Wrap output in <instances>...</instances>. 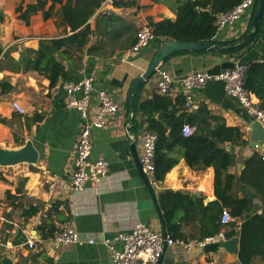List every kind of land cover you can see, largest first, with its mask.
<instances>
[{
	"label": "crops",
	"instance_id": "0c3cea01",
	"mask_svg": "<svg viewBox=\"0 0 264 264\" xmlns=\"http://www.w3.org/2000/svg\"><path fill=\"white\" fill-rule=\"evenodd\" d=\"M116 1L125 5H113L106 10L99 8L90 25L94 28L96 15L117 18V30L127 31L126 38L120 42L125 46L115 48L105 57L87 54L86 47L83 53L72 49L67 59L60 55L65 47L57 50L50 43L71 34L58 15L59 5L55 6L48 20H43L42 12H37L25 24L16 8L22 5L24 9L36 0H0V12L4 16L0 25V83L4 84L0 86V147L11 150L30 142L38 154L34 164L0 166V264H109V253L104 245L106 239L112 240L119 234L130 232L136 223L162 233L154 201L139 177L126 136V128L131 127L134 117L129 112L127 94L133 81L151 63L155 40L138 53L130 52L132 45L129 43L135 41L136 32L143 25L164 19L173 21L175 14L167 0ZM252 8L233 25L218 31L214 39L238 41L252 31L248 32ZM258 28L257 40L242 52L222 56L212 51L201 55L173 54L161 66L178 80L198 70L218 73L236 62L262 63L264 11ZM99 39L100 35L95 34L88 46ZM40 53L54 57L64 66V77L59 78L53 87L49 85L47 74L41 70L42 65L37 69ZM90 75L94 77V91H110L119 111L110 125L92 131L91 157H103L108 162L107 174L99 184L88 183L83 192L74 193L69 176L73 169V145L81 122L76 111L63 108L65 94L62 86L65 81L77 82ZM156 84L154 73L142 88V99H149L156 93ZM179 95L180 85L175 83L168 96L174 99ZM194 95L192 108L183 107L187 113L204 105L212 115L223 118L226 126L243 132V138L248 142L244 147L225 145L236 156V163L228 172L239 175L245 159L255 152L264 153V150L249 145L248 128L254 119L226 94L220 81L209 82ZM13 102L18 103L25 113L16 112ZM136 119L139 129L134 133L131 128L129 133L136 137L140 155L146 124L140 115ZM149 180L156 199L166 190L201 197L203 205L216 199L213 168L190 169L182 157L163 182H155L153 176ZM254 202L258 203L257 200ZM236 222L241 223L239 219ZM178 225L185 242L201 236L197 221ZM67 227L78 233L76 243L64 245L55 240ZM28 241L34 243L33 248L28 247ZM210 258H217L222 264H240L237 254L224 250L205 254L199 247L184 249L179 246L166 247L160 264H195ZM253 264H264V258L254 259Z\"/></svg>",
	"mask_w": 264,
	"mask_h": 264
},
{
	"label": "trees",
	"instance_id": "16d2710c",
	"mask_svg": "<svg viewBox=\"0 0 264 264\" xmlns=\"http://www.w3.org/2000/svg\"><path fill=\"white\" fill-rule=\"evenodd\" d=\"M104 0H36L23 9L22 5L16 8L20 12V19L29 23L31 15L42 12L43 20H48L56 5H59L58 15L71 34L50 43L66 57L75 49L83 53L105 57L113 53L115 48H121V40L126 38L127 31L116 28L119 22L103 15H96L94 28L90 20L95 16ZM242 0H167L169 8L175 14V20L168 19L159 22H150L149 26L155 36L154 47H161L163 40L180 42H204L216 47L211 53L229 55L242 52L252 46L257 40L259 29L246 41L244 38L251 33L252 19L258 10V0H255L248 32L238 41L220 42L214 39L217 33V17L225 13ZM48 3L50 5L47 7ZM114 6H122L116 0ZM4 20L0 12V25ZM99 34L97 42L88 46L91 38ZM135 41H131L129 46ZM88 46V47H87ZM228 49L229 47H232ZM209 50L198 52L181 51L173 54L195 53L206 54ZM2 48L0 47V55ZM172 54V55H173ZM171 56V55H170ZM169 56V57H170ZM166 58L163 62L169 59ZM41 70L47 74L50 87H53L65 75L64 66L54 57L40 53L37 59ZM145 84V83H144ZM142 84L134 94V112L132 131L136 133L140 124L136 116L140 115L146 124V130L156 135L154 152L153 180L163 182L166 174L177 165L182 157L186 165L193 170L208 167L214 170L215 200L203 205L201 197L190 196L181 192L166 190L158 194L157 204L160 217L165 223L166 233L173 239H183L180 233L182 222L197 221L201 236L195 241H202L217 234L221 230L219 215L223 209H228L231 216L240 220L239 229L234 230L236 223H231L225 231L227 239L238 237L237 257L240 264H253L254 259L264 258V160L259 153H253L243 161V170L237 174L228 170L235 165L236 156L231 147H244L248 142L243 132L236 127H228L223 118L212 115L204 105L194 112L187 113L183 109L184 101L181 95L172 99L168 95L154 93L149 99H142ZM0 86L4 84L0 83ZM245 87L255 95L264 110V60L262 63H249L245 74ZM184 125L193 128L188 136L182 134ZM9 196V194H8ZM255 200L258 203L254 202ZM260 210V211H259ZM45 238L47 236L43 235Z\"/></svg>",
	"mask_w": 264,
	"mask_h": 264
},
{
	"label": "built area",
	"instance_id": "2783aa9c",
	"mask_svg": "<svg viewBox=\"0 0 264 264\" xmlns=\"http://www.w3.org/2000/svg\"><path fill=\"white\" fill-rule=\"evenodd\" d=\"M114 0H104L101 7L106 10L113 6ZM255 0H242L233 9L220 14L217 17V32L227 26L233 25L246 12L253 7ZM152 28L145 24L136 32L135 42L130 47V52L138 53L146 49L155 40ZM248 65L232 63L226 69L218 73H210L204 70L190 72L178 80L164 69L161 64L155 69L157 76L156 93L169 95L175 83L180 85V95L183 98V107L190 110L193 106L194 92L203 89L211 81L223 83L226 94L235 99L245 113L264 126V110L260 107L258 99L245 87V74ZM64 99L63 108L68 111H76L80 118V130L73 145V169L69 176L70 185L74 193H81L88 183L99 184L108 172V162L103 157L92 159V131L110 125L119 111L118 103L113 94L108 90L94 91V77L92 75L80 81H65L63 83ZM13 108L19 114L25 111L21 106L13 102ZM193 128L184 125L182 134L191 135ZM156 135L150 130H145L141 137L140 162L144 173L148 178L154 173V152ZM264 160V153L260 154ZM231 223H236L234 230L239 229L236 219L228 209H223L219 215L221 230L202 241H188L173 239L170 235L163 236L144 224L136 223L128 233L119 234L115 239H106L104 245L109 253V264H157L161 259L164 247L179 246L184 249L192 247L203 248L206 244L226 240L225 229ZM78 233L71 227L65 228L56 237L58 243L68 245L78 241ZM120 245V246H117ZM28 247L33 248L34 243L28 241ZM195 264H222L217 258L198 262Z\"/></svg>",
	"mask_w": 264,
	"mask_h": 264
},
{
	"label": "water",
	"instance_id": "95a60500",
	"mask_svg": "<svg viewBox=\"0 0 264 264\" xmlns=\"http://www.w3.org/2000/svg\"><path fill=\"white\" fill-rule=\"evenodd\" d=\"M263 11H264V0H258V10L252 19V31L244 38V40L248 39L254 32L258 30L259 23L263 15ZM230 48H233V46L229 47L228 49ZM215 49H216L215 46L204 42H180V41H174L168 39L163 40L161 47L157 50L156 56L153 57L147 69L137 79L133 81L132 86L128 91L127 97L129 101V112L131 113V117H133V112H134L135 92L142 84H144L151 77H153L156 67L162 64L166 58H168L170 55H172L175 52H181V51L198 52L203 50L210 51ZM129 131H130V126L126 128V136H127V141L129 143L130 153L135 162L139 177L143 181L144 185L148 189L154 201L156 211L158 212L159 218L161 220L162 235L165 236L167 235L165 229V223L160 217L157 199L153 192L151 182L148 176L143 171V167L140 162V157L136 148V137H132ZM248 132H249V145L252 148H255L256 150H264V126L259 121L254 120L248 128ZM37 158H38L37 151L34 149V147L30 142H27L22 147L11 150L0 147L1 167H13L20 164H34L37 161ZM238 242H239L238 237H233L231 239H226L224 241L206 244L202 248V250L205 254H215L219 250H224L230 254H237ZM165 248L166 247H164V250ZM160 260L157 262V264H160Z\"/></svg>",
	"mask_w": 264,
	"mask_h": 264
}]
</instances>
